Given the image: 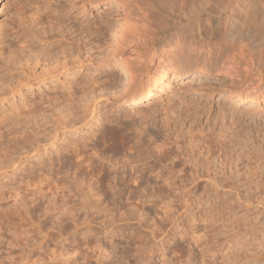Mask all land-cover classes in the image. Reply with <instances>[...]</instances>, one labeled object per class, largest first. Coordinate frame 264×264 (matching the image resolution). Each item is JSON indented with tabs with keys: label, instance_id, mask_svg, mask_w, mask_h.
<instances>
[{
	"label": "rangeland",
	"instance_id": "rangeland-1",
	"mask_svg": "<svg viewBox=\"0 0 264 264\" xmlns=\"http://www.w3.org/2000/svg\"><path fill=\"white\" fill-rule=\"evenodd\" d=\"M106 1L109 0H0V52H3L0 55V117L8 114L13 117H9L10 120L15 121L18 118L14 117H19L15 114L20 111L23 114L29 109L28 106L24 107L25 103L31 107L34 103L38 104V100L39 107L46 104L44 108L48 112L47 115L45 112L44 120L40 118L37 123L33 122L27 127L37 133V141H40H35L31 147L21 136L24 122L27 121L13 124L6 120L10 121L7 125L16 130L13 138L7 133L8 128L1 129L3 134L6 130V135H0V148L12 140L15 154L14 165L7 164L9 167L5 165L0 169V229H4L8 239L15 238L29 227V220L43 221V213L46 212L44 201L45 204L49 200L60 203L58 196H49L46 182L41 184L45 196L29 204L27 213L30 216L25 213L23 216L26 217L23 218L15 213L14 200H31L33 187L27 181H34V175L43 177L49 174L47 178L52 177L57 180V184L66 186L68 195L79 181L82 185L95 183L94 179L102 178L100 176L105 172L107 175L103 174L106 177L102 179L107 178V182L109 179L110 182H117L115 175L133 174L139 180L142 176L148 177L140 185L146 192L139 187L145 196L141 193L140 199H137V204L147 208L142 212V226L136 224L138 220L135 218L129 222L134 223L135 232L146 234L148 243L143 255L148 256L150 263L264 264V169L247 167L245 158L234 160L232 156L220 155L213 143L222 119L220 107L224 104L227 108L225 124L231 128L240 126L238 128H242L244 136L248 134L251 137L254 134L255 142L252 141L250 147H255L259 153L254 158L264 161V106L263 109H255L248 103H235L234 99L224 97L219 89L215 90L221 81L228 82L231 79L228 76L210 78L214 88L208 87L198 92L180 91L182 95L176 93L163 98L151 96L133 105L126 101L125 96L128 90L143 86L170 63L173 66L179 64V68L201 62L223 67V60L231 56V46L221 43L218 34L226 25V20L231 18L239 20L238 28L243 32L244 40L240 39L239 45L264 51V0H225L228 4L226 12L220 7L225 4L223 0H199L202 1L199 2L201 5L197 4L198 0H156L155 3V0H111L118 5L114 7ZM192 1L193 7H198L196 13L189 10H195L190 7ZM184 3L187 6L189 4L188 9ZM229 7L234 8L236 13L233 14ZM146 8H154L159 15L167 12L164 16L169 22L166 28L169 32H163V26H156L154 31V28H144L146 18L142 16ZM192 30L195 34L191 33ZM162 32L166 34L162 36ZM140 35L152 39H145L148 42L151 40L147 47L132 46L134 43L131 41ZM39 37L45 38V51L49 50L48 54L53 55L58 51L56 55L61 56L67 53L62 58L67 59L65 61L68 63L59 56L65 64L64 68L49 74L46 57L36 56L42 45ZM23 46L25 51L21 49ZM10 49L15 54V62L12 63L5 58ZM155 50L157 52L152 56ZM31 54L34 57H30ZM125 64L132 65L136 70L135 81L128 88H125L128 78L123 77L121 69ZM240 70L243 72L242 67ZM84 77L93 79L90 82L92 88L88 87V91L77 85L87 79ZM241 77H236L235 81L239 82ZM230 83L231 80L227 84ZM70 89L77 98L71 110L73 118L71 111L68 114L65 109ZM48 99L53 100L45 103ZM186 106L196 114L189 112L188 108L183 109ZM192 107L198 111L196 109L195 112ZM110 128H117V132L123 135L119 133V141H116V132L113 139L104 143L105 146L103 143L100 145L102 136ZM199 128H203L200 129L202 132L206 131L202 133L197 130ZM204 135H212L213 138L208 140L212 138L213 144L203 145L201 138ZM70 139L78 144L83 143L79 148L89 154L82 156L85 154L82 152L80 160L92 158L89 167L85 158L83 163H79L80 156L71 157L70 150L65 149ZM84 142H90L88 148ZM91 144L99 145L93 148ZM113 159L120 160L119 164L125 166V170L117 174L118 165L115 169L111 166ZM124 160L128 162L123 164L121 161ZM51 161L53 164H50ZM93 161L97 169H102L101 172L94 168ZM91 166L93 171L90 170ZM157 174L158 178L155 177ZM166 175L170 178L169 190L162 184ZM109 194L104 195V201L109 199V202H114L115 209L120 211H115L118 217L122 212H131L134 203L121 204L118 199H114L113 191ZM162 200H166L165 203ZM47 227L51 228V235L55 237L59 224L51 222ZM94 232V240L100 239L102 244L110 242L112 233H99V228ZM118 239V236H114L112 240ZM135 239V243L131 244L133 248L141 246L140 238V241ZM55 244L56 241H51L44 249L50 251ZM123 244L128 245L127 242ZM132 253L135 254L134 249ZM96 263V257L91 258L90 264ZM55 264L62 263L56 260Z\"/></svg>",
	"mask_w": 264,
	"mask_h": 264
},
{
	"label": "bare ground",
	"instance_id": "bare-ground-1",
	"mask_svg": "<svg viewBox=\"0 0 264 264\" xmlns=\"http://www.w3.org/2000/svg\"><path fill=\"white\" fill-rule=\"evenodd\" d=\"M224 1L225 0H223L222 2H224ZM106 2H108L109 4L112 3L111 6H113V7L118 6L117 3L114 1L109 0ZM148 2H150V0H148ZM155 2H156V0L154 1V3ZM195 2H197V0ZM199 2L201 3L202 1L198 0L197 4H199ZM234 2H235V0H234ZM224 3L225 4H223V5L221 4L220 7L223 10H225V12H226L228 4H226V2H224ZM157 4H159V3H157ZM193 5H194V3L192 1V5H190V7L191 6L193 7ZM199 5H201V4H199ZM181 6H179V7H181ZM188 6H189V4H188ZM188 6H187V9H188ZM234 6H235V4H234ZM195 7H197V6H195ZM230 7H232V6H230ZM154 8L144 9V16H142L143 14L141 15L142 17L146 18V22L144 23V28H146V29H147V27H150L152 29L154 28L153 29V31H154L156 26H158V27L163 26L162 29L164 31L162 29L161 30L163 32H165V30H167L166 28H168V24H169L168 20L164 16L165 14H167V12H163L165 14L159 15V14H157V12L155 11ZM159 9L161 10V8H159ZM166 9L169 10L168 8H166ZM190 9L193 12H195L198 9V7H197V9L194 8L195 10H193L192 8H189V10ZM218 9H220V8H218ZM230 10H231V12L232 11L234 12L233 14L236 13V11H234L235 10L234 8L233 9L230 8ZM178 12H179V10H178ZM193 12H192V15H193ZM218 12H219V10H218ZM140 13H142V12H140ZM160 13H162V11ZM182 14H183V16H185L184 13H182ZM190 14H188V16ZM190 17H192V16H190ZM238 21H236V18H231L229 21L226 20V23H225L226 25L221 28V33L218 34L219 38L216 36L221 43L228 44L231 46V49H230L231 56H230V58L223 60L224 61L223 67H219L218 64H205V62L195 64L194 66H188L187 65L184 68H179L178 67L179 64H177V66L176 65L173 66V64H171V63L167 64V65L163 66L162 70H160L156 74L155 77L150 78L147 82H145L146 84H144L143 86L128 90L127 93L125 94V96L127 97L126 101L130 105H133V104L141 103V102L147 100L148 98H150L151 96H154L153 98L162 96V98H163L165 95L166 96H172L176 93H178L179 95H182L179 93L180 91H182V93L185 91H188V90H194L197 92L203 91L208 87L214 88L215 85H213L211 83L213 81H210V78H212L214 76H225V77L228 76L231 78L230 84H227V83H229L230 80L228 82L225 80L227 83H225V81L223 80L224 82L221 81L222 83L220 82L221 83L220 86H218L214 89L215 90L219 89V91L221 92V94L224 97H229V98L234 99L235 103H248V105H250L252 108L263 109V106H264V51L263 50H255L254 48H252L251 45L250 46L252 49L246 48V47L243 48L240 46L241 44L239 45V40L243 39V32H242V30L239 31L241 28L240 29L238 28V26H239L237 23ZM169 26H171V25H169ZM249 30H251V29L249 28ZM146 31H148V30H146ZM193 31L194 30H192L191 33H194ZM88 32H90V30ZM163 32L161 33L162 36L166 34ZM249 32H251L250 34H252V31H249ZM140 34H142V33H140ZM253 35H251V36H253ZM84 37H86V36H84ZM39 38H41V37H39ZM147 38L148 37L145 38L144 36L142 37V35H140L139 38L131 41L134 43V45H132V46H134V47L136 46V48H139L138 46L144 45V47L145 46L147 47L148 43L152 40L149 36V38L151 40L149 42H148V40L145 41V39H147ZM44 39L43 38L40 39V42H42V45H41V48L39 49V52L36 53V56L41 57L40 55H43V57H46V59L48 60V61H46V63L49 64V66L47 65L48 69L47 68L46 69L50 74L53 71L64 68L65 64H63L61 61L67 60V59L62 58V56L67 54V53H65V54L63 53V55H61V56L59 55L63 60H61L60 57L56 55L57 54L56 52H58V51L53 53V55L48 54L47 52L49 50L45 51L46 41ZM66 39H68V38H66ZM251 40H253V39H251ZM245 41H244V43H245ZM145 42H147V43H145ZM256 45H258V44H256ZM23 48H25V47L23 46L21 49H23ZM91 48H89V50ZM144 50H145V48H144ZM61 51H62V49H61ZM156 52H157V50H155L153 52L152 56ZM2 54H3V52L1 51L0 55H2ZM31 55H30V57H34L35 53H34V56L33 55L31 56ZM228 56H229V54H228ZM5 58H7V62L9 61V63H12L11 61H14L15 54L13 52H11V49H10V53ZM38 60H39V58H38ZM68 61H69V59H68ZM65 62H67V61H65ZM240 67L243 68V70H242L243 72H241ZM121 69H122V72L124 73L123 77L128 78V81L127 82L125 81V88H128L130 83L135 81L136 70L132 65H128V64L127 65L125 64L124 67H121ZM240 76H242V77L240 78L239 82H236L235 78L240 77ZM92 80H93L92 78L91 79L87 78L85 81L78 83V84L76 83V84L78 86H80L82 89H87V91H88V87H90V82ZM94 83H97V82H94ZM74 86H76V85H74ZM110 86H112V85H110ZM99 87H101V86H99ZM90 88H92V87H90ZM155 89H156V91H153ZM83 91L85 92L86 90H83ZM0 93H2V92L0 91ZM155 94H157V95H155ZM191 96H192V94H191ZM52 97L53 96H51V98ZM177 98H179V97H177ZM58 99L55 98L54 100H58ZM76 99L77 98L74 95V91H72V90L68 91V98L66 99L68 101L65 100V102H66L65 106L67 107L65 109L68 110L67 113L69 111H71L73 106L76 104ZM49 100H51V99H48L47 101H45V103H47ZM195 100L196 99L194 98V101ZM36 102H38V104L32 102V104L33 103L34 104L31 107L28 105L29 103L28 104L25 103L24 107L28 106V108H29V109H27L28 111L26 110L25 113L21 114L20 112H22V111L18 112L19 110L17 111L18 114L14 113L15 115H18L21 119L19 117H14V118H16V119L18 118V119L15 121H13L14 120L13 119L11 121L9 118L11 116H9L8 114L2 115V117H0V131L3 127L8 128L7 133H9V135H12L11 137L13 138L14 136H16L15 135L16 130H14L12 128V126L7 125V123H9L11 121L13 124H16V123L18 124V123H22L23 120L27 121V122H24L25 127L23 124H21L22 125L21 127H24V129L21 130V136L23 137V140L28 145V147L33 146L35 141H37V133L34 130H28L27 127H30V125L33 122L37 123V120L40 118H43V120H44L45 119L44 114L46 112L45 108H44L46 104L44 102H42L41 104H45V105L44 106L42 105V107H39L40 106L39 100ZM54 102H56V101H54ZM224 103L226 104V102H224ZM37 105H38L39 109L37 108ZM49 105L52 106L51 103ZM225 107H224V104L220 107L219 114H222L221 115L222 119L219 121L220 126L218 128V133H217L216 137L214 136V139H213V143L215 146L214 149L216 148V151H218L219 154L222 156L223 155L225 157L232 156L234 158V160L235 159L236 160H240V159L243 160V158H245L244 164L247 167L254 168V169H260V170L264 169L263 168L264 167V161H262L263 159L260 160V159L254 158L256 155H259V153H257L258 152L257 149H254L255 147L252 148V146L250 147L251 142L252 141L255 142L254 134L251 135V137L248 134H245V136H244L242 128H240V129L238 128L240 126H237V128H231L230 125L225 124L224 115L227 112V111L225 112V110L227 109V108L225 109ZM42 108H44V110ZM187 108H188V106H186V108H183V109L186 110ZM65 109H64V111H65ZM193 109H195V112H196L197 108H193ZM185 110H184V112H185ZM197 111H198V109H197ZM186 112L189 114V112H191V110L189 112L188 111H186ZM193 112L194 111H192L191 113H193ZM47 113L48 112H46V115H47ZM70 115L73 118L74 115H73L72 111L70 112ZM185 115H186V113H185ZM198 116H199V114H198ZM11 118H13V117H11ZM54 118H56V117L54 116ZM63 119H61V120H63ZM6 120H10V121H6ZM56 120H58V117ZM59 120H60V118H59ZM66 120H67V118H66ZM66 122L64 121L63 123L67 124ZM233 122H236V121H233ZM110 129L112 131L111 133H110ZM110 129L109 130L107 129V131H109V132L105 133L102 136L103 139L100 140L101 141L100 145L102 143L104 144L109 139L110 140L113 139L114 138L113 135L117 134V133H118V135L115 136L114 139L116 141H119L118 140L119 135L122 132H119V131L117 132V130H116L117 128H115V129L110 128ZM200 129L202 130L203 128H199L197 130L200 131ZM2 131L0 132V133H2L0 135L3 136L5 134L6 130L4 131V134ZM204 131H206V130H204ZM104 132H106V130H104ZM200 132H202V131H200ZM121 135H123V133ZM93 136H91V137H93ZM112 136H113V138H112ZM198 136H199V134H198ZM210 137L213 138L212 135H210L209 137H208V135L207 136L204 135L201 138L203 145H208V146L211 145L212 138L210 140H208ZM196 139H197V137H196ZM115 140H113V141H115ZM37 142L40 143V141H37ZM195 143H196V141H195ZM81 144H83V143H81ZM81 144L80 143L78 144L77 142H72V140L67 145L64 144L66 146L65 149L70 150L71 157L77 158L80 156V158H78L79 163H83L86 159V157H84L85 158V159L83 158L84 161L80 160V159H82L81 153L84 151L83 149L81 150V148H79V146ZM85 144H86L85 147H87L88 144L87 143H85ZM164 144H163V146H164ZM98 145L92 146V144H91V146L93 148L97 147ZM194 145H196V144H194ZM104 146H105V144H104ZM83 147L84 146H82V148ZM63 148H64V146H63ZM93 148H92V151H93ZM228 150H230L231 153ZM86 152L87 151L85 150V152H83V154L84 153L85 154L82 156H86V154H89ZM139 152H140V150H139ZM1 153H2L3 157L1 158L2 155L0 156V169H2V167L7 165V164H13L14 165L15 149L13 148L12 140L8 141V143H5L2 145V147L0 148V154ZM96 153H97V151H96ZM87 157H90V156L88 155ZM258 157L260 158V156H258ZM140 158H142L141 160H143L144 158H147V157H145V155H144V158L142 156ZM72 159H74V158H72ZM90 159L92 161V158H90ZM90 159L87 158L86 159L87 161H85V162H88V163H86V164H88L87 165L88 167H89V165H91V164H89ZM111 159H112V157H111ZM113 161H114V159L112 160V163H111V161H110V163L112 164L111 166L114 169L118 165V169L116 170L117 174H119V172L125 170V166L120 165L121 163L119 161H114V162ZM126 161L124 160L121 162L123 164H126L125 163ZM94 163L95 162L93 161V165H94ZM50 164H53L52 161ZM7 166L9 167V165H7ZM44 166H45V164H44ZM44 166H42L43 167L42 169H45ZM111 166H109L108 168H110ZM261 166H263V167L260 168ZM96 167L94 165V168H96ZM94 168L92 167V169H90V170L93 171ZM96 169H95V172H96ZM98 170L99 169H97V172H98ZM100 170H102V169H100ZM103 174L107 175L106 172ZM103 174H101L100 177L103 178V176H104ZM48 175L49 174H47L43 177L40 176V174H39V176L34 175V178H33L34 181L33 180L27 181V184L33 187L31 190L32 198H31V200H25L24 198H23V200L22 199L14 200V203L16 205L15 213H18L21 216L25 215V213H26V216H27L28 215L27 212L29 211V204L36 201L38 199V197H44L45 196V193L43 190L44 187L41 186V184L46 183V182H47V184H45V186H47V190L50 191L48 193L49 196L52 198H56L58 196V198H60V203L57 204V202H51L49 200L48 203L45 204L46 202L44 201L43 202L44 203V210H46V212L43 213V216H44L43 221L41 219H38V221H34V222L29 220L28 221L29 227L22 230L23 232L20 233L19 235H17L15 238L8 239L6 237V233H5L4 229H0V264H55L56 260L62 264H90L91 258H93V257H96V262H97L96 264H152L149 262L148 256L143 255V252L146 248L145 245L148 243L146 234L144 233V235H142V234H140L141 232L140 233L135 232V230L133 229L134 223L129 222L131 218H133V219L135 218L138 220V222L136 224L142 226V223H141V221L143 219V213L142 212L146 211L147 208H145V206L141 207L142 205L140 206V204H137V202H138L137 199L139 198L140 194L142 193V192H140L139 187H141L140 185L143 182H145L144 179H147L148 177L142 176V178L139 180L136 174H135L136 176H134L133 174L132 175L127 174L126 176L115 175L117 182H115L116 180L114 182H110V179H109V182H107L106 181L107 178L106 179L104 178L105 180L102 178H98L97 180L94 179V181H96L95 183H92V184L88 183V184H83V185L80 184L82 182L79 181V183L76 182L77 185H75L71 189V194L66 195V190H67L66 186L57 184V182H56L57 180L56 181H55V179L53 180L52 177L47 178ZM92 177H93V175H92ZM104 177H106V176H104ZM155 177L158 178L159 175L157 174ZM95 178H97V175L95 176ZM169 180H170V178L168 177V175H166L163 177V181H162V184L165 187H167L168 190L170 189V186H171V183ZM38 183H40V185ZM144 186H146V185H144ZM142 189H141V191L144 190V189L143 190ZM111 191H113L114 199H118L121 204L126 205V204H129L128 202H130L131 204L134 203L132 209L127 206V208L131 209L130 213L125 211V212L120 213L119 217H118V214L115 213V211H117V210L115 209L116 206H114V202H109L110 201L109 199L107 200L108 202L104 201V195L105 194L108 195ZM145 192L142 194L144 195ZM161 192H162V190H161ZM154 194H157V193H154ZM147 196H148V194L146 195V197ZM167 196H168V194H167ZM165 201L166 200H162V203H165ZM22 209H24V210H22ZM20 211H21V213H20ZM139 211H141V212L139 213ZM117 212H120V211H117ZM26 216H23V218H25ZM28 216H30V215H28ZM81 216H83L82 219H80ZM51 222H53V223L56 222L59 224V229H58L57 233L55 231V233L57 234V235H55V237L53 235H51V232H53L51 230V228L49 229V227H47V224L51 223ZM107 222H109V223L107 224ZM96 228H99V233H105V234L112 233V237H111V240L109 243L102 244L100 239H96V240L93 239L92 234L95 233L94 231ZM131 229H133V230L131 231ZM129 234H131V237L129 236ZM114 236H118L119 239L118 240H112ZM69 238L71 240L69 242H66ZM135 238H137L138 240L140 238V240H141L140 245L141 246H139L138 245L139 243H138L137 244L138 247L133 248V247H131V244L134 240H136ZM51 241H53V242L56 241L55 247L52 248L50 251L48 249H44V247L46 245H48ZM124 242H127L128 245L125 246L123 244ZM133 243H135V242H133ZM84 246H86V249H83ZM133 249L135 251V254L132 253ZM170 263H171V261H170Z\"/></svg>",
	"mask_w": 264,
	"mask_h": 264
}]
</instances>
